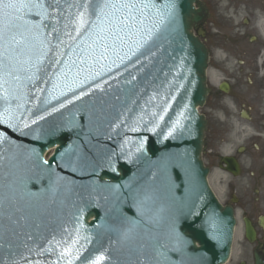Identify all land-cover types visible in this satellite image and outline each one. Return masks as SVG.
<instances>
[{
	"label": "water",
	"instance_id": "obj_1",
	"mask_svg": "<svg viewBox=\"0 0 264 264\" xmlns=\"http://www.w3.org/2000/svg\"><path fill=\"white\" fill-rule=\"evenodd\" d=\"M143 3L150 6L142 24L123 49L112 50L109 71L99 75L93 135L71 141L55 132L35 144L39 156L45 146L59 145L45 165L47 189L70 193L65 182L82 172L78 183L91 198L76 214H95L86 221L90 229L118 228L144 264H222L235 220L207 187L200 160L205 121L197 107L207 93V52L191 30L203 9L198 0ZM80 148L94 155L74 156ZM81 163L89 166L79 171Z\"/></svg>",
	"mask_w": 264,
	"mask_h": 264
},
{
	"label": "flooded vegetation",
	"instance_id": "obj_2",
	"mask_svg": "<svg viewBox=\"0 0 264 264\" xmlns=\"http://www.w3.org/2000/svg\"><path fill=\"white\" fill-rule=\"evenodd\" d=\"M235 1L236 7L220 9L205 0V151L210 165L235 159L241 239L248 221L253 256L264 263V0Z\"/></svg>",
	"mask_w": 264,
	"mask_h": 264
},
{
	"label": "snow or ice",
	"instance_id": "obj_3",
	"mask_svg": "<svg viewBox=\"0 0 264 264\" xmlns=\"http://www.w3.org/2000/svg\"><path fill=\"white\" fill-rule=\"evenodd\" d=\"M53 6L59 9V0H53V3L48 5V7ZM77 6L87 10L90 5L86 2ZM149 6L143 3V0H120V2L99 0L91 5L92 14L97 20L106 21V27L102 28L100 33H96L99 40L98 47L102 49L99 52L100 58H105L109 49L115 51L118 46L123 45L125 38L133 29L142 24L141 17ZM151 6L155 7V5ZM33 9L38 10L37 16L45 14V5L39 0H0V42H2L0 47H3V53L0 54V72L3 73L5 83L9 80L19 81L20 73L28 70L25 65L31 63L33 45L30 43V38L35 39L39 35L40 26L30 23L25 16ZM109 9L110 12L106 11ZM80 22L86 23L83 14L80 16ZM53 31L57 29L53 28ZM33 33L35 35H32ZM66 34L70 36V33ZM25 56L28 57L27 60L24 59ZM27 78L31 79V77Z\"/></svg>",
	"mask_w": 264,
	"mask_h": 264
},
{
	"label": "rangeland",
	"instance_id": "obj_4",
	"mask_svg": "<svg viewBox=\"0 0 264 264\" xmlns=\"http://www.w3.org/2000/svg\"><path fill=\"white\" fill-rule=\"evenodd\" d=\"M205 3V0H201ZM219 0H214L215 5L219 4L220 9H225L226 6L231 5L236 7L237 2L235 0H220L221 2L218 3ZM226 15H229V12H227ZM204 27V26H203ZM202 160L204 164L209 167L215 166L208 164L210 161V158L208 157L207 152L205 151L202 154ZM232 180L227 174H225L222 170H220L218 167L212 168L209 172V175L207 177L208 184L219 200V202L222 205L228 204L230 201V195H229V182ZM235 181H233V187L232 192L234 193ZM232 192H230L232 194ZM236 226L235 231L233 234V241L231 245V251L228 261L225 264H240L241 262H244L245 264H253V258H252V252L251 248L243 245L240 241V220L239 217L236 215Z\"/></svg>",
	"mask_w": 264,
	"mask_h": 264
}]
</instances>
